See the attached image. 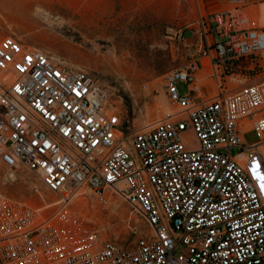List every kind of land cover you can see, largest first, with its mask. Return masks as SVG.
<instances>
[{
  "label": "built area",
  "instance_id": "1",
  "mask_svg": "<svg viewBox=\"0 0 264 264\" xmlns=\"http://www.w3.org/2000/svg\"><path fill=\"white\" fill-rule=\"evenodd\" d=\"M195 2L191 23L165 31L182 59L164 75L178 112L134 132L97 73L0 40V181L25 170L57 196L0 190V264H264V26L251 11L264 0ZM85 192L102 208L119 197L148 233L131 248L100 239L72 204Z\"/></svg>",
  "mask_w": 264,
  "mask_h": 264
},
{
  "label": "rangeland",
  "instance_id": "2",
  "mask_svg": "<svg viewBox=\"0 0 264 264\" xmlns=\"http://www.w3.org/2000/svg\"><path fill=\"white\" fill-rule=\"evenodd\" d=\"M198 1L201 10L213 2ZM195 15V0H0V40L12 37L53 60L97 73L109 89L108 105L115 107L112 111L120 115L125 132H134L178 112L164 95V75L182 59L173 55L165 31L183 29ZM189 39L187 34L185 40ZM178 89L182 93L180 84ZM162 102L171 107L170 113ZM244 139L248 145L257 140L253 132ZM238 152L232 150L233 155ZM18 175L13 185L0 181V190L24 200L29 188L36 187L48 200H57L31 173L22 170ZM84 196L72 204L78 209L85 201L93 217L90 229L100 239L131 248L148 233L142 219L119 197L102 208L90 192Z\"/></svg>",
  "mask_w": 264,
  "mask_h": 264
},
{
  "label": "bare ground",
  "instance_id": "3",
  "mask_svg": "<svg viewBox=\"0 0 264 264\" xmlns=\"http://www.w3.org/2000/svg\"><path fill=\"white\" fill-rule=\"evenodd\" d=\"M251 11H253L254 13L257 14V21H258V24L260 26H264V4L258 6V7H255L253 9H251ZM126 34V33H125ZM111 61V60H110ZM104 62V61H103ZM162 108H164L165 112L166 113H170L172 111L171 107H167L165 106V103L162 102ZM110 107V106H109ZM111 108V107H110ZM172 114V113H171ZM167 115H170V114H167Z\"/></svg>",
  "mask_w": 264,
  "mask_h": 264
}]
</instances>
